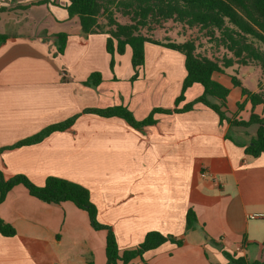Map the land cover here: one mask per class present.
Instances as JSON below:
<instances>
[{
  "label": "crops",
  "instance_id": "crops-1",
  "mask_svg": "<svg viewBox=\"0 0 264 264\" xmlns=\"http://www.w3.org/2000/svg\"><path fill=\"white\" fill-rule=\"evenodd\" d=\"M66 6L67 0H0V34L12 37L0 45V147L79 115L70 130L1 153L5 178L24 174L42 186L59 177L84 185L121 253L150 231L184 239L182 246L168 241L128 264H231L224 251L264 261V153L252 158L233 142L250 144L258 126L220 124L202 104L156 114L157 124L144 131L119 117L83 114L125 106L143 120L154 108L173 109L185 57L147 43L145 67L131 82V48L116 56L113 73L107 35L85 36ZM61 33L68 35L63 54L54 38ZM94 72L101 73V84L85 85ZM232 75L227 68L214 79L230 90L228 116L247 121L252 105ZM257 89L252 92L263 91ZM202 93L193 85L185 102ZM254 111L264 116V105ZM190 208L198 221L187 231ZM0 218L16 230L13 237L0 234V264H107V230H95L88 213L70 201L48 204L17 185L0 203Z\"/></svg>",
  "mask_w": 264,
  "mask_h": 264
},
{
  "label": "trees",
  "instance_id": "trees-1",
  "mask_svg": "<svg viewBox=\"0 0 264 264\" xmlns=\"http://www.w3.org/2000/svg\"><path fill=\"white\" fill-rule=\"evenodd\" d=\"M66 9L71 18L79 19L81 31L85 36L107 35L106 49L111 55L110 67L113 73L116 56L125 54L127 47L131 48V64L134 71L131 82L139 78L140 70L145 67L147 43L179 52L185 57L186 76L173 109L154 108L143 120L136 119L132 111L125 106L88 108L83 111V114H95L104 118L119 117L132 128L144 131L146 127L157 124L156 114L184 113L192 111L195 105L202 104L218 115L220 124L227 122L230 126L238 127L257 125L256 137L250 144L243 145L234 139L233 142L244 146L245 154L252 158H258L264 153V117L254 113L256 106L264 105V91H249L241 86L235 76H232L233 84L241 87L242 95L246 96V101L252 105L250 119L238 120L228 116L229 88L214 79V74L223 73L225 69L234 64H257L264 76V0H67ZM2 10L4 9L0 8V11ZM117 14L129 18V22H120ZM167 21L205 30L212 39L216 38L231 52L232 56L224 58L223 61L215 60L197 53V44L193 39L180 43L172 40L161 41L145 33V30L154 31L155 27ZM216 33H219L218 37ZM11 38L9 35L0 34V45L5 44ZM54 38H56L57 53L63 54L68 35L61 33ZM101 82V73L94 72L85 85L96 87ZM195 84L202 86L203 93L193 101L185 102L186 91ZM238 107L239 110H243L245 102L239 103ZM78 117L79 115H76L64 122L50 125L15 145L0 147V154L41 142L53 132L70 130ZM227 138L230 139L228 135ZM17 185H23L31 196L45 203L61 204L70 201L79 209L86 211L91 226L95 230H107V264H118L119 261L128 264L133 259L143 257L146 252L157 249L168 241L178 246L184 244L183 238L164 235L159 231H150L136 248L121 253L113 228L98 220V208L91 201L90 190L84 185L64 178L48 177L45 184L39 186L24 174H17L6 179L0 169V203ZM197 221L195 211L190 208L187 212L186 230H194ZM0 234L13 237L16 235V230L13 225L0 218ZM210 242L217 244L213 239H210ZM244 242L246 245V241ZM223 253L231 264H264V261H250L244 256L238 257L227 251Z\"/></svg>",
  "mask_w": 264,
  "mask_h": 264
},
{
  "label": "rangeland",
  "instance_id": "rangeland-1",
  "mask_svg": "<svg viewBox=\"0 0 264 264\" xmlns=\"http://www.w3.org/2000/svg\"><path fill=\"white\" fill-rule=\"evenodd\" d=\"M117 19L122 23L129 22V18L123 17L120 14H117ZM145 33L161 41L172 40L180 43L193 39L197 44V53L215 60L223 61L224 58L232 56V53L223 47L216 38L212 39L205 30H201L197 27L189 28L183 24L167 21L163 22L161 26L155 27L154 31L147 32L145 30ZM218 36L219 33H216V37ZM228 72L239 80L243 88L249 91L262 88L264 91V76L261 68L257 64L247 66L238 64L234 66V69L228 68ZM254 113L257 114L255 111Z\"/></svg>",
  "mask_w": 264,
  "mask_h": 264
},
{
  "label": "built area",
  "instance_id": "built-area-1",
  "mask_svg": "<svg viewBox=\"0 0 264 264\" xmlns=\"http://www.w3.org/2000/svg\"><path fill=\"white\" fill-rule=\"evenodd\" d=\"M201 175H202L203 177H206V176H208V173H207V172H203ZM260 216H262V215L253 214V215L251 216V218H257V217H260Z\"/></svg>",
  "mask_w": 264,
  "mask_h": 264
}]
</instances>
